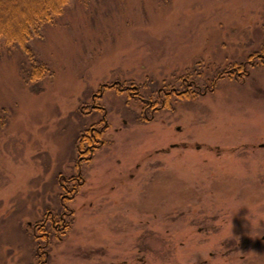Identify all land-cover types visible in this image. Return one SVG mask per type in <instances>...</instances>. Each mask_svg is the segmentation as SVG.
<instances>
[{
    "label": "rangeland",
    "instance_id": "rangeland-1",
    "mask_svg": "<svg viewBox=\"0 0 264 264\" xmlns=\"http://www.w3.org/2000/svg\"><path fill=\"white\" fill-rule=\"evenodd\" d=\"M40 31V78L0 46V264H264V0H69Z\"/></svg>",
    "mask_w": 264,
    "mask_h": 264
},
{
    "label": "trees",
    "instance_id": "trees-1",
    "mask_svg": "<svg viewBox=\"0 0 264 264\" xmlns=\"http://www.w3.org/2000/svg\"><path fill=\"white\" fill-rule=\"evenodd\" d=\"M21 1L24 3V6L20 8L16 0H0V46L4 45L8 49L20 47L30 55V58L33 59V69L29 73H24L25 78L30 80L31 78H40L43 72H45L46 67L42 63L35 62L33 53L29 50L28 42L30 39L40 36V30L47 23L53 22V19L62 12V8H64L69 0ZM188 78L189 76L185 74L178 76L176 81L181 79V83L183 84L188 81ZM205 88H208V86L205 85ZM185 94L189 96V94H194V92L191 93L187 90L177 95L183 96ZM41 264H45V262L43 261Z\"/></svg>",
    "mask_w": 264,
    "mask_h": 264
},
{
    "label": "flooded vegetation",
    "instance_id": "flooded-vegetation-1",
    "mask_svg": "<svg viewBox=\"0 0 264 264\" xmlns=\"http://www.w3.org/2000/svg\"><path fill=\"white\" fill-rule=\"evenodd\" d=\"M235 72L237 73L234 77H236L237 75H238V73H239V75H240V73L241 74H244L243 72H241V71H236L235 70ZM188 89H190V88H188ZM187 89V90H188ZM174 90V89H173ZM187 90H185L184 92H186ZM174 92L175 93H177L178 94V91L177 90H174ZM95 95H97V94H95L94 93V95H93V97H92V99L93 100H95L94 99V96ZM99 96V95H98ZM148 106L149 107H151L152 106V104L149 102L148 103ZM147 106V108H149ZM157 107V106H156ZM156 107L155 108H152V109H150V115L149 114H145V117H146V119L148 120V119H152V117L154 116V112L157 110L156 109ZM101 107L100 106H96L95 104H93L92 105V108L90 109V110H88V112H91L93 109H99V110H101L100 109ZM147 113V112H146ZM105 113H103V115H102V117H101V121H103L102 123H103V125H106L107 124V122H106V120H105ZM103 126L100 128V129H97L93 124L91 125V127L89 128V130H88V135H87V137H85V136H83V138L81 139L82 141V144H85V141H86V145H85V147H84V149H80V145H78V149H79V151H81L82 153V157H84V153L86 152H88L89 154H91L93 151H94V149H96V147L97 146H99V144H101L103 141H101L99 138H98V136H97V134L98 135H101L102 134V132H103ZM98 140V141H97ZM88 142V143H87ZM97 142V143H96ZM69 180H71V181H73V186H70V188L69 189H77L78 188V186H81L82 185V182H81V180H80V177L77 175L76 177H74V178H71V179H69ZM68 181V180H67ZM63 188H66V189H68V187H67V185H66V183H64V187ZM63 209H65L64 210V213H60L58 216H56L55 214H53L52 212L50 213L51 214V219H50V226H51V229L52 230H59V229H65L66 228V226L68 225V223H67V221H66V214H68L69 212L66 210V205L64 204V208ZM50 214H49V216H50ZM64 231V230H63ZM45 234H49L48 232L47 233H45Z\"/></svg>",
    "mask_w": 264,
    "mask_h": 264
}]
</instances>
